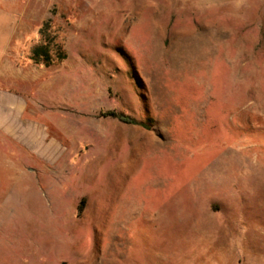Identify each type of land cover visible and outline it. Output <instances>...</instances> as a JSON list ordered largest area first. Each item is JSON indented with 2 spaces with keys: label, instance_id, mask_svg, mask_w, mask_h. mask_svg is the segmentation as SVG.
Returning <instances> with one entry per match:
<instances>
[{
  "label": "rangeland",
  "instance_id": "obj_1",
  "mask_svg": "<svg viewBox=\"0 0 264 264\" xmlns=\"http://www.w3.org/2000/svg\"><path fill=\"white\" fill-rule=\"evenodd\" d=\"M44 68L91 148L0 187V264H264V0H0V89Z\"/></svg>",
  "mask_w": 264,
  "mask_h": 264
},
{
  "label": "crops",
  "instance_id": "obj_2",
  "mask_svg": "<svg viewBox=\"0 0 264 264\" xmlns=\"http://www.w3.org/2000/svg\"><path fill=\"white\" fill-rule=\"evenodd\" d=\"M36 71L27 70V94L0 89V187L41 179L50 183L58 174L73 171L75 157L91 148L87 132H94L95 123H77L76 103L61 96L62 86L69 83L63 71ZM29 84L36 88L29 89ZM62 107L69 116L59 114Z\"/></svg>",
  "mask_w": 264,
  "mask_h": 264
},
{
  "label": "trees",
  "instance_id": "obj_3",
  "mask_svg": "<svg viewBox=\"0 0 264 264\" xmlns=\"http://www.w3.org/2000/svg\"><path fill=\"white\" fill-rule=\"evenodd\" d=\"M67 58L66 54L62 53L59 55V60H65ZM33 60L35 61L36 64H43L46 67H49L52 65L53 63V58L49 53V47L48 46H39L36 47L33 50ZM110 117L113 118H117L119 119L121 122L124 123H131L130 120L124 116V115H119L115 112H110L107 114ZM84 202H81L80 206H79V214L83 211V204Z\"/></svg>",
  "mask_w": 264,
  "mask_h": 264
}]
</instances>
